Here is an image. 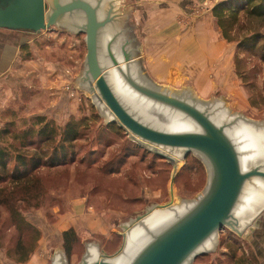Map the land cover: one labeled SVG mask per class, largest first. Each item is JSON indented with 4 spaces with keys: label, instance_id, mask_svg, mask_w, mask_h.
<instances>
[{
    "label": "water",
    "instance_id": "obj_1",
    "mask_svg": "<svg viewBox=\"0 0 264 264\" xmlns=\"http://www.w3.org/2000/svg\"><path fill=\"white\" fill-rule=\"evenodd\" d=\"M131 11L127 0H0V29L81 30L87 56L71 86L89 93L102 123H117L174 165L172 184L189 152L206 170L202 194L172 195L115 223L124 244L114 254L85 239L78 264H191L214 250L217 232L229 227L240 235L264 209V120L227 110L221 94L204 104L189 84L155 86L142 67ZM49 261L66 264L65 251H53Z\"/></svg>",
    "mask_w": 264,
    "mask_h": 264
},
{
    "label": "rangeland",
    "instance_id": "obj_2",
    "mask_svg": "<svg viewBox=\"0 0 264 264\" xmlns=\"http://www.w3.org/2000/svg\"><path fill=\"white\" fill-rule=\"evenodd\" d=\"M241 21L242 25L234 32L237 40L256 29L264 32L262 22L243 16ZM60 32L54 26L49 31L29 33L30 46L34 49L28 55L35 59L37 54H41L70 69L61 77L59 102L54 109L48 110L47 96L27 108L24 101L34 91L26 90L12 105L8 103V111L0 126L2 129L5 122L15 120L17 128H22L26 124H23L24 120L47 116L60 127L72 119L89 118L93 122L87 125L99 130L76 143L78 151L74 164L41 174L44 191L41 205L28 209L25 217L43 236L42 264H50L49 255L56 250L65 251L66 264H78L84 255L85 239L96 242L104 253L114 254L119 244H124V237L115 223L129 219L138 211L148 210V204L165 205L172 195L173 199L197 197L203 193L206 182V170L194 152L182 156L183 166L177 165L172 184L174 165L157 153H148V148L128 138V133L119 129L117 123H102L89 93L79 92V86H71L87 56L86 34H72L67 30ZM230 43L236 50L232 73L219 75L218 71H213L207 74L205 87L197 89L191 82H185L170 85L169 90L189 84L192 92L204 98V104L216 94H221L228 103L227 110H241L242 116L249 120H264V61L239 50L236 41ZM71 103L73 106H69ZM45 109L49 114H45ZM94 112L97 113V121L93 118ZM109 125L113 126L106 128ZM65 228L74 232L69 236V251L64 244ZM260 239H264V209L240 235L229 227L217 232L214 250L199 253L191 264H264V255L256 245ZM1 242L4 247H0V263L18 264L7 253L6 247L11 242L9 233L4 234Z\"/></svg>",
    "mask_w": 264,
    "mask_h": 264
},
{
    "label": "crops",
    "instance_id": "obj_3",
    "mask_svg": "<svg viewBox=\"0 0 264 264\" xmlns=\"http://www.w3.org/2000/svg\"><path fill=\"white\" fill-rule=\"evenodd\" d=\"M127 1L140 35L142 67L155 85L191 82L193 88L199 89L207 84L208 73L218 71L222 75L235 69L236 50L225 39L213 14V8L226 0ZM31 44L28 32L0 29V126L7 106L26 90L34 91L24 101L27 108L48 96V110L54 109L61 98V77L70 69L41 54L35 59L26 58L34 49ZM42 241L43 236L30 259L22 264L44 262ZM263 242L264 239L257 240L256 245L264 255Z\"/></svg>",
    "mask_w": 264,
    "mask_h": 264
},
{
    "label": "trees",
    "instance_id": "obj_4",
    "mask_svg": "<svg viewBox=\"0 0 264 264\" xmlns=\"http://www.w3.org/2000/svg\"><path fill=\"white\" fill-rule=\"evenodd\" d=\"M213 14L227 41H236L239 50L264 61V32L256 29L238 40L234 35L236 28L242 25V16L264 23V0L222 1L213 8ZM93 118L97 121L96 112ZM23 122L26 124L17 128L15 120L7 121L0 129V247H4L1 242L4 234L9 233L11 242L6 247L7 253L18 264L30 259L41 239V231L25 217V212L41 205L42 172L74 164L76 143L99 132L87 125L93 122L89 118L72 119L64 127L47 116ZM71 234H74L72 230L63 234L67 251Z\"/></svg>",
    "mask_w": 264,
    "mask_h": 264
},
{
    "label": "bare ground",
    "instance_id": "obj_5",
    "mask_svg": "<svg viewBox=\"0 0 264 264\" xmlns=\"http://www.w3.org/2000/svg\"><path fill=\"white\" fill-rule=\"evenodd\" d=\"M181 160H182V157H181ZM209 251H212V250H209ZM209 251H207V252H209ZM207 252H202V253H207Z\"/></svg>",
    "mask_w": 264,
    "mask_h": 264
}]
</instances>
